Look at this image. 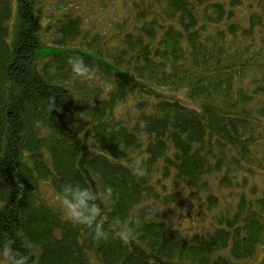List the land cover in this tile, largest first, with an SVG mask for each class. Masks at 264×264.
<instances>
[{
	"label": "trees",
	"instance_id": "trees-1",
	"mask_svg": "<svg viewBox=\"0 0 264 264\" xmlns=\"http://www.w3.org/2000/svg\"><path fill=\"white\" fill-rule=\"evenodd\" d=\"M37 1L17 0L11 50L10 2L0 0V246L29 264L252 261L264 248V0H140L133 25L110 34L62 13L46 27L50 48L77 44L36 70ZM70 57L82 60L78 73ZM65 182L112 186L98 201L104 219L142 223L127 242L94 239L45 198L44 186L60 198ZM185 214L209 227L183 238L168 219Z\"/></svg>",
	"mask_w": 264,
	"mask_h": 264
},
{
	"label": "rangeland",
	"instance_id": "rangeland-1",
	"mask_svg": "<svg viewBox=\"0 0 264 264\" xmlns=\"http://www.w3.org/2000/svg\"><path fill=\"white\" fill-rule=\"evenodd\" d=\"M139 1L140 0H38L34 3V9L41 26L40 38L42 45L33 62L35 69L37 70V67L40 69L42 62L48 54L64 50L69 51L72 49V46L77 44H70L67 48L58 46L56 49L50 48L52 45L50 42H53L54 39L52 38V34L49 36L46 33V27H48L53 20H59L62 13H71L75 17H81L85 28L91 33V35L98 34V32L110 34V32L115 29L116 24H124V21H126L125 25L127 27L133 25L136 13L135 4ZM9 2L11 17L8 23L9 35L7 43L10 49L13 50L19 39L21 21L17 0H9ZM93 81V84H96L95 78ZM107 86L110 87L109 84H107ZM156 96H164L168 99L177 98L187 103L189 106H196V104L189 102L185 92L158 90ZM149 99L154 102L156 97H149ZM128 108H132V100H129L125 105L119 104L115 108L116 116H122L124 111ZM93 150L97 151L96 149ZM43 193L45 194V198L51 203H54L56 207L62 208V199L58 198L49 186L43 187ZM212 213L214 214L215 211ZM168 221L171 223V227L174 228L175 231L179 232L183 238L187 239H190L197 231L203 228H208L210 224V219L198 221L199 223L197 224L192 217L187 214H185L182 219H179L176 215L172 217L170 216ZM263 258L264 248H260L256 257L252 261H246L241 264H258ZM0 264H9V261L7 258L0 256Z\"/></svg>",
	"mask_w": 264,
	"mask_h": 264
},
{
	"label": "clouds",
	"instance_id": "clouds-1",
	"mask_svg": "<svg viewBox=\"0 0 264 264\" xmlns=\"http://www.w3.org/2000/svg\"><path fill=\"white\" fill-rule=\"evenodd\" d=\"M68 63L77 73L83 67L79 57H70ZM129 170L137 178L144 176L146 171L143 162L135 159L129 164ZM101 194L112 199L114 190L112 186L105 185L101 193L72 182H65L58 189L63 214L70 222L87 228L94 239H107L111 236L127 242L132 237L134 228L142 223L141 217L134 213L125 218L111 217L106 221L105 209L98 203ZM0 256L7 258L9 264H29L28 253L14 249L11 242L0 246Z\"/></svg>",
	"mask_w": 264,
	"mask_h": 264
}]
</instances>
